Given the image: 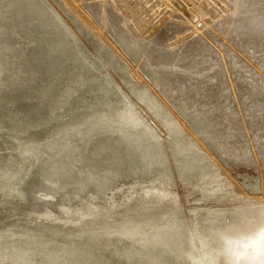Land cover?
Returning <instances> with one entry per match:
<instances>
[{
    "label": "rangeland",
    "instance_id": "rangeland-1",
    "mask_svg": "<svg viewBox=\"0 0 264 264\" xmlns=\"http://www.w3.org/2000/svg\"><path fill=\"white\" fill-rule=\"evenodd\" d=\"M263 220L264 0H0V264H224Z\"/></svg>",
    "mask_w": 264,
    "mask_h": 264
},
{
    "label": "clouds",
    "instance_id": "clouds-1",
    "mask_svg": "<svg viewBox=\"0 0 264 264\" xmlns=\"http://www.w3.org/2000/svg\"><path fill=\"white\" fill-rule=\"evenodd\" d=\"M224 264H264V224L240 241H226Z\"/></svg>",
    "mask_w": 264,
    "mask_h": 264
},
{
    "label": "bare ground",
    "instance_id": "bare-ground-1",
    "mask_svg": "<svg viewBox=\"0 0 264 264\" xmlns=\"http://www.w3.org/2000/svg\"><path fill=\"white\" fill-rule=\"evenodd\" d=\"M124 5V4H123ZM138 10V9H137ZM137 23L139 25H142L144 24L146 21L145 19L141 18L139 13H137ZM142 28V27H141ZM264 221V220H263ZM108 227H111V226H105L104 227V230L106 231V233H108V235H111L112 233H117L121 236H123L124 238L126 239H129L130 241H132L134 244H139L143 247H146L148 249H150L151 251L153 252H156V253H162V248L156 244L155 242L149 240L148 238H146V232H142L140 230H137V229H133L129 226H116V227H113L112 229H106ZM78 232V231H77ZM65 233V232H64ZM73 233V232H72ZM200 234L202 236V238H204L205 240L209 241V240H215L216 238H218L219 236H225V237H231V236H234V235H238L240 234L239 236L243 237V234H245V232H240V233H237V232H233L229 235H219V234H216V233H212V232H205L204 229L201 228L200 230ZM248 234V233H246ZM169 237V236H168ZM85 238V237H84ZM95 239V238H94ZM121 239V238H120ZM40 240V239H39ZM125 241V240H123ZM176 243V247H180L181 246V243L180 242H177L176 239L173 240V243ZM124 244V243H123ZM122 244V245H123ZM126 245V244H125ZM30 246V245H29ZM26 247V246H25ZM28 249V248H27ZM24 250V249H23ZM33 250V249H32ZM141 250V249H140ZM15 251V250H14ZM43 251V250H42ZM80 251V250H78ZM127 255V254H126ZM19 256V255H17ZM96 256V255H94ZM21 257V256H20ZM143 257V255H142ZM25 260V259H24ZM139 260V259H138ZM137 262V261H136ZM142 262V261H141ZM27 263V262H26Z\"/></svg>",
    "mask_w": 264,
    "mask_h": 264
}]
</instances>
